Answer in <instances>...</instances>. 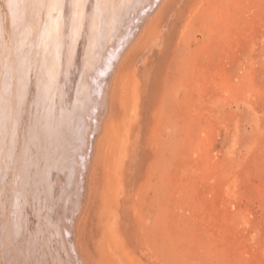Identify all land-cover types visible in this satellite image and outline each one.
<instances>
[{"label":"rangeland","instance_id":"374dc122","mask_svg":"<svg viewBox=\"0 0 264 264\" xmlns=\"http://www.w3.org/2000/svg\"><path fill=\"white\" fill-rule=\"evenodd\" d=\"M112 87L87 262L264 264V0H164Z\"/></svg>","mask_w":264,"mask_h":264},{"label":"bare ground","instance_id":"6f19581e","mask_svg":"<svg viewBox=\"0 0 264 264\" xmlns=\"http://www.w3.org/2000/svg\"><path fill=\"white\" fill-rule=\"evenodd\" d=\"M136 1L0 0V264H89L76 224L113 81L164 0Z\"/></svg>","mask_w":264,"mask_h":264}]
</instances>
